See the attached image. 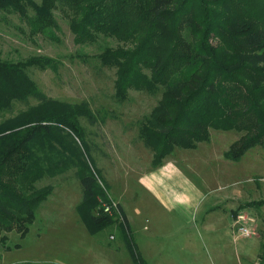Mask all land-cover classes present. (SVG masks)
Masks as SVG:
<instances>
[{
  "label": "trees",
  "instance_id": "16d2710c",
  "mask_svg": "<svg viewBox=\"0 0 264 264\" xmlns=\"http://www.w3.org/2000/svg\"><path fill=\"white\" fill-rule=\"evenodd\" d=\"M59 5L73 11L66 16L76 44L93 43L100 34L133 38L134 45L106 48L99 56L103 65L117 68V100L126 101L131 89L156 93L164 87L140 130L153 152L152 168L161 167L177 148L194 150L210 142L211 130L243 133L224 154L233 162L264 147V0H42L40 5L0 0V13L29 17V6L35 11L30 35L59 40L54 34ZM31 67L56 70L57 64L43 55L20 62L0 59V112L15 102L38 101L0 124V232L24 238L54 190L36 184L74 169L83 190L77 213L89 234L118 225L133 263L147 264L120 203L122 219L117 218L111 187L81 124L82 118L104 123L107 114L94 112L87 102L49 98L29 76ZM2 241L11 250L6 236ZM258 258L264 264V242Z\"/></svg>",
  "mask_w": 264,
  "mask_h": 264
},
{
  "label": "rangeland",
  "instance_id": "374dc122",
  "mask_svg": "<svg viewBox=\"0 0 264 264\" xmlns=\"http://www.w3.org/2000/svg\"><path fill=\"white\" fill-rule=\"evenodd\" d=\"M32 1L38 5L42 2ZM27 9L29 17H33L35 11L29 6ZM54 14L59 25L54 34L59 40L43 34L32 37L28 16L0 13V59L20 62L37 55L53 58L56 70L52 67L27 70L39 89L49 98L72 104L87 102L94 112L107 114L104 123L91 125L82 118L81 124L86 130L91 156L111 187V197L120 202L135 221L133 228L146 224L149 217V224L179 222L189 224L188 227L196 231V219L202 222V212L194 215L190 210L165 213L160 200L166 197L160 191L157 197V191L142 181L146 174L148 177L160 174V168L152 169L153 152L146 146L140 130L162 100L164 87H159L156 93L131 89L128 99L121 102L115 97L117 68L103 65L99 57L106 48L134 45L133 38L100 34L95 42L79 45L75 43L70 18L66 16H71L73 11L59 5ZM37 103L33 98L28 103L15 102L10 110L0 112V124ZM242 136L243 133L235 130H211V142L200 143L194 150L177 148L170 158L178 160L182 174L177 175L176 184L172 179L163 181V190L166 187L195 193V201H199L201 209L214 205L227 207L234 221L240 211L246 210L256 219L258 238L248 239L239 237L230 225L233 223L230 216H225L228 217V221H224L226 235L220 249L208 242L205 231H196L199 237L195 249L205 264H238L239 254L246 255L244 264L259 263L258 255L264 242V147L251 149L240 162L224 157V152ZM187 158H191L189 162ZM190 183L194 185L193 191L189 190ZM48 185L54 187L53 193L37 210L36 220L24 238L15 231L0 232V264H133L118 225L95 236L87 231L77 213L83 190L74 169L45 177L35 187L41 189ZM220 186H224L223 189L219 190ZM223 193L225 197L218 199ZM258 202L263 203L262 206H257ZM208 216L223 217V214L209 213ZM3 236L11 250L5 249ZM235 237L238 238L235 240ZM181 244L180 240L160 243L155 239L147 253L151 256L148 257L150 263L155 264L152 257L164 250L165 253L158 256L162 264L169 256L167 251L171 252L174 264H187L185 260L196 254L181 252Z\"/></svg>",
  "mask_w": 264,
  "mask_h": 264
},
{
  "label": "crops",
  "instance_id": "0c3cea01",
  "mask_svg": "<svg viewBox=\"0 0 264 264\" xmlns=\"http://www.w3.org/2000/svg\"><path fill=\"white\" fill-rule=\"evenodd\" d=\"M211 142V140H210ZM227 151V150H226ZM225 151V152H226ZM224 152V154H225ZM171 157V156H170ZM168 157L163 165L160 168V174H155V176H150L148 177L147 174L143 177L142 181L144 184L152 189L153 191H157V197H160L159 194L160 192L166 197V200H160V206H162V210L165 213H185L187 211H191L190 214H196L198 212H202V215L204 214L202 218V222H198L195 225L196 231H205L206 237L208 238V242L214 246H217L218 248L221 247L223 243V238L226 235V222L228 221V217L225 218V216L232 214L230 212V209L227 207H221L218 208L217 205L212 206V207H203L201 209V206H199V201H195V193L194 195L193 192L192 194L190 192H187L186 190H176V188L168 189L165 186V189H161L164 185L163 181L167 179H172L174 183L176 184L178 181L177 175H181L182 169L180 170L179 168H182L178 160L176 158H170ZM170 158V159H169ZM188 162L190 161L191 158H187ZM156 168V169H159ZM153 169V168H152ZM151 169V170H152ZM150 170V171H151ZM149 172V171H147ZM156 180V183L154 182ZM189 181V180H188ZM184 183V182H183ZM187 183V180H186ZM185 184V183H184ZM187 185V184H186ZM190 188L189 190L193 191L194 185L191 183L188 185ZM224 187V186H223ZM223 187H219L218 189H223ZM160 191V192H159ZM208 194V193H207ZM198 196L201 197L199 194ZM204 196H207L206 194ZM225 195H223L219 198H224ZM198 198V197H196ZM204 197L202 196V199ZM219 202V201H218ZM120 203V202H118ZM121 204V203H120ZM195 204V205H193ZM122 205V204H121ZM123 207V205H122ZM124 209V207H123ZM124 212L128 218L132 233L134 235L135 242L138 246L139 252L141 253L142 257L146 261L147 264H151L148 257L151 258V256H147V253L152 249V246L154 244V240H159L160 243H171L175 241H182V244L179 245L180 251H187L191 254H196L195 257H192L190 260L186 259L185 263L187 264H205L203 262V259L200 257V254H197L196 245L198 244L197 238L199 237V233L193 229L189 228V224H183V223H175V222H165L163 224L159 223H150L149 224V217L146 218V224L144 225H136L134 228L133 226L135 225V221L132 220V218L127 214V212L124 209ZM209 213H220L223 214V217H210L208 216ZM230 219L232 220L233 223H230V225L235 228L234 225V220L233 216H230ZM222 220V224H219ZM219 222V223H218ZM221 232V233H220ZM238 237H235V240ZM220 249V248H219ZM259 251V250H258ZM165 253L164 250H159L157 251L154 255L162 256ZM168 253V258L165 260V264H174L175 260L173 257L170 256V251H167ZM153 255V256H154ZM199 255V256H198ZM158 256L152 257L154 260L155 264H162V262L159 260ZM131 258V257H130ZM246 258V255L243 257L239 254L238 255V264H244V259ZM132 261V260H131ZM133 262V261H132ZM134 264V263H133ZM164 264V263H163ZM230 264V263H227Z\"/></svg>",
  "mask_w": 264,
  "mask_h": 264
},
{
  "label": "built area",
  "instance_id": "2783aa9c",
  "mask_svg": "<svg viewBox=\"0 0 264 264\" xmlns=\"http://www.w3.org/2000/svg\"><path fill=\"white\" fill-rule=\"evenodd\" d=\"M117 202L113 200L112 206L117 212V218L122 219L119 210H117ZM105 211L111 213V208L106 207ZM256 219L252 217L249 211L243 210L238 213L234 221L235 231L239 237L256 239L258 238V230L255 227Z\"/></svg>",
  "mask_w": 264,
  "mask_h": 264
}]
</instances>
